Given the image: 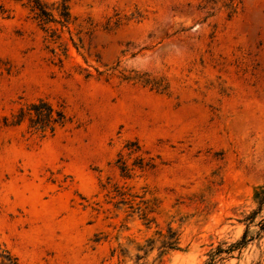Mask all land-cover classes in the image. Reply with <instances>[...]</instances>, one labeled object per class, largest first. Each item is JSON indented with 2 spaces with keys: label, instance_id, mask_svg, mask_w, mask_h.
<instances>
[{
  "label": "rangeland",
  "instance_id": "1",
  "mask_svg": "<svg viewBox=\"0 0 264 264\" xmlns=\"http://www.w3.org/2000/svg\"><path fill=\"white\" fill-rule=\"evenodd\" d=\"M39 1L55 21L0 0V246L264 264V206L244 219L264 185V0ZM37 99L64 112L52 133L3 124Z\"/></svg>",
  "mask_w": 264,
  "mask_h": 264
},
{
  "label": "trees",
  "instance_id": "2",
  "mask_svg": "<svg viewBox=\"0 0 264 264\" xmlns=\"http://www.w3.org/2000/svg\"><path fill=\"white\" fill-rule=\"evenodd\" d=\"M26 1L30 4L31 10H34V15L39 21L42 23L55 21L51 17V14L45 10L39 0ZM218 1H220L221 6L227 10V15L232 14L235 7L232 0H205V3H215ZM58 15L60 19L56 22L60 25H64L68 19V14L64 5L61 6V10ZM146 82H150V85L155 88L157 86L153 81ZM64 119L65 115L60 107H54L44 99H37L25 106L19 107L16 114L12 115L10 119L4 116L2 118V122L4 125H15L25 120L28 130L39 133H52L54 128L62 124ZM120 168L125 169V166L121 164ZM253 201L255 203V208L245 215V220H251L264 206V185L254 191ZM260 226L264 229V224ZM240 242H242V238L239 243ZM0 264H18V262L16 258L8 252V250L0 246Z\"/></svg>",
  "mask_w": 264,
  "mask_h": 264
}]
</instances>
